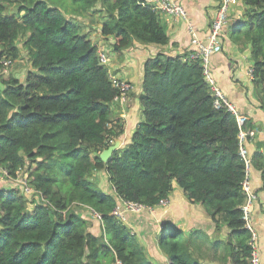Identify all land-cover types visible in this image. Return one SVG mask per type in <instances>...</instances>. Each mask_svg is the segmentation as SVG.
Listing matches in <instances>:
<instances>
[{
	"label": "trees",
	"instance_id": "trees-1",
	"mask_svg": "<svg viewBox=\"0 0 264 264\" xmlns=\"http://www.w3.org/2000/svg\"><path fill=\"white\" fill-rule=\"evenodd\" d=\"M70 1L78 17L99 8L98 34L112 39L114 53L135 43L168 44L160 12L144 0ZM240 2L242 20L230 37L239 50H250L252 83L264 112V0ZM97 46L76 19L41 0H0V59L15 61L22 50L29 64L23 81L1 80L0 168L11 178L29 171V184L39 194L0 188V264H151L112 212L118 201L154 209L174 187L188 203L204 206L216 232L223 225L228 233L211 242L202 230L185 233L165 223L158 244L170 263L248 264L238 126L231 113L213 108L201 62L162 53L144 62L141 120L130 142L103 163L99 154L123 126L111 120L117 92ZM248 124L246 119L244 129ZM100 172L111 194L92 182ZM79 209L100 216V236L91 234V222Z\"/></svg>",
	"mask_w": 264,
	"mask_h": 264
},
{
	"label": "crops",
	"instance_id": "crops-1",
	"mask_svg": "<svg viewBox=\"0 0 264 264\" xmlns=\"http://www.w3.org/2000/svg\"><path fill=\"white\" fill-rule=\"evenodd\" d=\"M179 1L200 39H205L210 22L216 13V0ZM243 9L242 3L238 2L229 10L228 24L221 36L222 51L210 59L209 70L224 96L235 105L238 113L249 121L247 129H250V134L246 135L245 147L251 157L249 179L251 191L255 196L251 207V217L257 234L259 254L264 263V112L260 109L259 101L255 96L252 77H250L252 70L249 57L250 50L249 48L239 50L237 44L230 37L232 27L242 20ZM160 24L168 37L167 45L162 47L156 45L142 46L135 43L132 49L121 53L111 51V38L104 39L99 36L100 24L93 28L94 32L87 31V29L83 31L88 34L92 45L103 46L108 51L106 66L108 75L116 80L127 81L133 87L122 105L110 104L111 120H119L123 126L122 135L113 142V144L119 143L117 150L124 148L130 142L131 135L140 122L139 95L144 62L157 53L175 57L183 56L192 51L186 22L179 17L160 13ZM257 154L262 155L263 160L256 159ZM99 174L105 176V182L99 188L103 192L111 194L112 188L106 181L105 173L100 172ZM2 184L0 183V188H2ZM13 186L11 182L10 186L6 184V187L2 189L8 190L7 187L12 189ZM78 211L91 222V234L96 237L100 236L102 234L101 223L91 217L88 211H81L80 209ZM126 218V225L132 235L136 237L138 244L143 247L151 264H170L169 259L158 244V238L165 223H171L185 233L195 229L202 230L209 241L215 238L225 240L228 233L223 225H220V231L216 232L215 224L205 213L202 205L188 203L177 187H174L172 195L166 200L164 206L156 207L151 211L144 209L139 214L128 213Z\"/></svg>",
	"mask_w": 264,
	"mask_h": 264
},
{
	"label": "built area",
	"instance_id": "built-area-1",
	"mask_svg": "<svg viewBox=\"0 0 264 264\" xmlns=\"http://www.w3.org/2000/svg\"><path fill=\"white\" fill-rule=\"evenodd\" d=\"M241 0H216L217 7L216 13L210 22L208 32L205 39H200L198 33L195 31L193 23L187 18V14L181 6L179 0H144L145 5H149L153 10L160 13L179 17L184 22L188 29L190 35V45L192 51L189 54L191 60L198 59L201 62L203 69V76L206 83L209 86L210 93L213 97V108L215 110L225 109L227 112L231 113L236 120L238 126V155L244 163V179L242 181L241 187L242 192L245 196V201L240 207L242 212V220L244 222V229L250 234V239L248 245L250 248V257L248 264H264L261 260L258 246H257V234L254 230V225L251 217V207L254 203L255 196L251 191L250 185V169H251V157L249 156L248 151L245 147L246 135L250 134V129H244L246 124V118L238 113L234 104H232L226 96L221 92V90L216 85L210 70L209 62L210 59L219 54L222 51V41L221 36L224 32V29L228 24V12L232 6L238 4ZM97 55L99 63L103 66H107L108 56L105 53L103 46H97ZM13 61L8 58L0 59V76H7L9 69L12 67ZM109 80L112 83L113 88L116 90L117 95L113 98L111 104H121L125 102L128 94L132 91V85L124 80H116L110 75H108ZM250 77H252V70L250 71ZM0 179H8L15 185L18 189L21 190L22 194L26 197L39 196V194L34 191V189L29 184V179L27 174L24 171H19L15 178H11L7 171L0 168ZM113 191V189H112ZM166 200L162 201L159 206H164ZM158 206V207H159ZM151 211L152 208L144 207L140 204L122 202L118 203L114 208L112 214L120 219L122 222L126 223V215L128 213L139 214L142 210ZM91 216L96 220L100 221V216L90 209ZM112 264H122L120 261L116 260Z\"/></svg>",
	"mask_w": 264,
	"mask_h": 264
},
{
	"label": "rangeland",
	"instance_id": "rangeland-1",
	"mask_svg": "<svg viewBox=\"0 0 264 264\" xmlns=\"http://www.w3.org/2000/svg\"><path fill=\"white\" fill-rule=\"evenodd\" d=\"M41 1L45 2L46 5L51 8L58 9L66 18H71V20L76 19L81 26V31H86L84 29H87V31L89 30L90 32H94L93 28H96L99 22L101 21L100 13L98 14L96 10V8L99 9L98 7L93 9L94 12H92V14L90 12H87V13H84L82 16L78 17V16H75L77 7L70 0H41ZM15 4L16 3H14V6L12 5V7L9 10L11 13L15 12L16 10ZM104 14L102 15L104 16ZM19 44H20L19 45L20 47L21 43ZM21 52L22 53L20 54L18 59H16L15 61L13 60V65L9 69L8 75L4 77L0 76V87H1V80L6 79L9 76L15 77L19 79V81H23L24 76H25V71L28 69L29 64H28V60H27L25 53L22 50ZM140 120H141V116H140ZM26 173H29V171ZM91 179H92V182L96 184L97 186H102L103 183L105 182V176H101L100 174H98L96 178L92 176ZM9 182L10 181L8 179L6 180L0 179V183H3L1 185L2 188L6 187V184L10 186L11 182L10 183ZM13 187H16V186L14 185ZM6 189H9V188L7 187ZM202 207L206 213L204 206ZM216 240L218 239L215 238L214 240H211V242L216 241Z\"/></svg>",
	"mask_w": 264,
	"mask_h": 264
},
{
	"label": "water",
	"instance_id": "water-1",
	"mask_svg": "<svg viewBox=\"0 0 264 264\" xmlns=\"http://www.w3.org/2000/svg\"><path fill=\"white\" fill-rule=\"evenodd\" d=\"M119 147V143L115 142L113 145L109 146L107 149L103 150L100 154H99V158L103 163H107V161L109 160V158L111 157V155L117 150V148ZM172 264V263H170Z\"/></svg>",
	"mask_w": 264,
	"mask_h": 264
}]
</instances>
